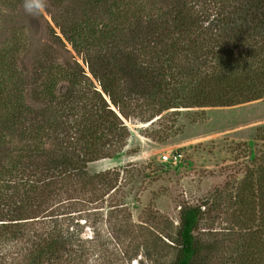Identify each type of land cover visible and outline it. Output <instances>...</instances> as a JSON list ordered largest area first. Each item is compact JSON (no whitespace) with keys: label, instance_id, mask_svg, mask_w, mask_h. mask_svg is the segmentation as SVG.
<instances>
[{"label":"rangeland","instance_id":"obj_1","mask_svg":"<svg viewBox=\"0 0 264 264\" xmlns=\"http://www.w3.org/2000/svg\"><path fill=\"white\" fill-rule=\"evenodd\" d=\"M241 1L198 0L195 4L198 10L212 12ZM83 2L0 0V89L8 95L15 90L21 100V105L9 107L8 118L12 113L19 117L14 135L10 129H0V193L10 198L0 204V216L15 218L10 211L18 207L20 192L14 191H21L22 182L31 181L41 193L32 202L39 206L32 217L39 219L27 230L29 237L45 239L57 230L69 239L70 244L64 245L75 253L60 264H175L181 213L200 208L193 233L200 253L194 264H264V98L216 106L211 100L198 102L200 93L181 85L175 88L168 109L148 102L130 104L125 119L109 105L128 135H113L103 148V157L75 174L65 172L63 166L54 169L50 162L36 157L41 150L56 155L60 149L67 158L73 149H68L64 133L59 141H53L52 129L50 140L43 135L34 140L18 135L27 121L45 128L51 122V115L43 114L47 108L64 110L58 98L69 88L73 63L90 77L82 58L90 54L87 48L100 50L104 44L98 32L109 35L117 22L114 16L120 10L111 9L110 3L81 11ZM26 4L32 5L31 10ZM163 7L159 0L142 6L131 2L125 12L128 17L145 19L161 13ZM63 27L69 35L81 32L80 44L74 46L63 36ZM93 38L99 45H91ZM212 43L206 40L203 48H211ZM201 55L207 57L205 50ZM11 58L15 59L13 70L4 68ZM205 71L208 75L215 72ZM223 74L231 84L235 73ZM242 79L241 75L235 81ZM92 83L100 91L94 80ZM209 83L208 88L216 87L215 82ZM43 88L48 97L36 98L34 92ZM207 94L215 95L212 91ZM85 95L86 101L77 104L84 110L73 109L68 122L77 123L84 112L97 107L90 92ZM59 142L62 147L56 146ZM81 146L79 142L78 149ZM12 182L17 190L6 188ZM53 221L56 225L50 223ZM25 247L1 246L0 263L16 264L15 258Z\"/></svg>","mask_w":264,"mask_h":264},{"label":"trees","instance_id":"obj_2","mask_svg":"<svg viewBox=\"0 0 264 264\" xmlns=\"http://www.w3.org/2000/svg\"><path fill=\"white\" fill-rule=\"evenodd\" d=\"M83 1L85 8L81 11L99 4L107 6V3H110L111 9L115 7V11L120 10L114 16L117 25L111 27V33L104 35L103 30L98 32L104 44L99 47L100 50L91 52L86 47L90 54L82 58V63L87 66L91 78L74 62L68 77L69 88L58 98L64 103V110L53 111L47 108L42 113L50 114L51 122L45 128L27 121L24 123L25 129L17 131L20 137L27 140H34L41 135L50 140L49 133L52 129L55 134L53 141H59L58 138L64 133L66 144L70 146L68 149H73L67 158L60 149L56 155L41 150L36 156L50 162L54 169L63 166L65 172L75 174L87 163L102 158L105 154L103 148L113 135L117 138L128 135L116 112L126 119L130 104L136 106L139 102L168 109L175 99L172 95L177 86H190L191 90L200 93L196 98L198 102L204 101L202 103L205 104L206 100H211L216 106H233L264 98V0H242L240 4L221 6L212 12L207 9L198 10L195 4L198 0H159L165 6L161 13L157 12L158 14L145 19L128 17V11L125 12L127 3L142 6L153 0ZM60 29L74 46L80 44L78 40L83 37L80 36L81 32L78 36H73L66 33L64 27ZM97 39H90L91 45H99ZM206 40L213 42L211 48H203ZM203 50L207 55L205 58L201 55ZM5 65L13 70L15 59L6 61L4 68ZM206 69L215 72L208 75ZM224 71L235 73L231 84L225 78ZM214 75L215 78H212ZM241 75L243 79L235 81ZM92 80L97 83L100 91L94 87ZM209 81L215 82L216 87L208 88ZM47 89L50 91V87ZM47 89H40L34 95L39 99L46 98ZM87 91L97 107L91 113L84 112L77 123L76 120L68 122L66 119L73 109L84 110L83 106L77 104L82 100L86 101ZM177 91L180 93L181 90L177 88ZM210 91L215 95L209 96L207 93ZM9 93L10 95L0 89V112H4V116L0 118V129H10L13 133L11 135H14L15 126L20 125L19 117L12 113L8 118V113L12 111L9 107L15 103L21 105V100L15 90ZM177 95L178 93L175 101L178 99ZM5 96L7 99L4 101ZM48 110L49 113L46 112ZM79 142L82 146L78 149ZM56 146L62 147L60 142ZM29 149L26 150L30 151ZM35 149L37 148L34 147ZM30 158L31 156L28 159ZM261 174L264 178V172ZM8 184L6 188L17 190L16 183L12 182L10 186ZM38 189L31 181L22 182L21 191H14V194L20 192L19 201L15 203L18 207L16 205L10 211L15 218L7 220L0 216V247L20 244L26 246L19 258H15L16 264H60L71 259V254L75 253L64 245L66 242L70 244L69 239H65L56 229V237L49 235L50 237L42 239L41 236H35V240L29 237L27 230L34 220L39 219L32 217L39 209L38 205L32 204L39 199L41 191ZM8 199L10 198H4L0 193V204ZM199 216L200 208L182 211L180 251L175 264H194L200 253V246L193 235ZM56 222L50 223L56 225Z\"/></svg>","mask_w":264,"mask_h":264},{"label":"clouds","instance_id":"obj_3","mask_svg":"<svg viewBox=\"0 0 264 264\" xmlns=\"http://www.w3.org/2000/svg\"><path fill=\"white\" fill-rule=\"evenodd\" d=\"M25 7H26L27 10H31L32 5L31 4H26Z\"/></svg>","mask_w":264,"mask_h":264},{"label":"built area","instance_id":"obj_4","mask_svg":"<svg viewBox=\"0 0 264 264\" xmlns=\"http://www.w3.org/2000/svg\"><path fill=\"white\" fill-rule=\"evenodd\" d=\"M173 159L177 160L178 158H177V156H173Z\"/></svg>","mask_w":264,"mask_h":264}]
</instances>
